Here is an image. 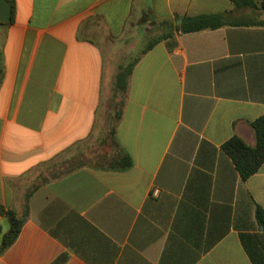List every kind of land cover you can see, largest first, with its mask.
<instances>
[{
	"label": "crops",
	"instance_id": "obj_1",
	"mask_svg": "<svg viewBox=\"0 0 264 264\" xmlns=\"http://www.w3.org/2000/svg\"><path fill=\"white\" fill-rule=\"evenodd\" d=\"M14 1V22L0 23V204L19 215L39 174L101 130L121 67L107 44L146 47L176 16L264 20L229 0ZM120 97L110 136L132 167L83 166L39 187L0 264H264V164L243 181L222 149L233 137L255 146L264 26L175 33ZM9 229L0 213V247Z\"/></svg>",
	"mask_w": 264,
	"mask_h": 264
},
{
	"label": "trees",
	"instance_id": "obj_2",
	"mask_svg": "<svg viewBox=\"0 0 264 264\" xmlns=\"http://www.w3.org/2000/svg\"><path fill=\"white\" fill-rule=\"evenodd\" d=\"M235 6L236 10L241 11H264V0H229ZM12 8V20H15V1L7 0ZM146 21V18H143ZM237 24V26H264V20L249 16L245 21L233 22L232 13H218L206 14L196 17H180L176 16L173 20H164L158 23L160 32L157 37L151 39L148 45L143 49L141 55L136 57L132 62L125 66H121L115 80V94L124 96L128 89L129 79L132 75L135 65L139 62L142 56L152 50L158 43L172 38L175 33H194L203 30H214L227 25ZM1 74V73H0ZM1 80V79H0ZM114 123L111 127V133L114 134L116 124L120 119V108L115 113ZM113 121V120H112ZM251 128L255 135V146L248 145L243 139L233 137L227 141L222 149L224 153L230 157L236 170L239 172L243 181L248 180L250 177L259 172L264 164V115L251 124ZM77 159L74 155L70 159L62 160L48 166L46 169L49 171V176L41 173L36 181L29 188L24 196L23 212L19 215L15 210H6L0 204V213L5 216L9 222L10 229L4 235L2 245L0 247V255L3 254L19 237L21 230L29 218V202L31 196L36 192L39 187L51 181L59 180L80 167L75 163ZM132 167V160L126 153L120 154L115 157L109 166L104 167L109 170L124 171ZM103 168V167H96ZM38 181V182H37ZM256 219L258 223L264 228V209L261 206L256 208Z\"/></svg>",
	"mask_w": 264,
	"mask_h": 264
},
{
	"label": "rangeland",
	"instance_id": "obj_3",
	"mask_svg": "<svg viewBox=\"0 0 264 264\" xmlns=\"http://www.w3.org/2000/svg\"><path fill=\"white\" fill-rule=\"evenodd\" d=\"M249 17L254 18L253 16ZM155 30H152L156 32L151 36L152 39L158 36L160 27L157 26ZM132 38H130L127 43H122V45H120L121 43L115 42H113L114 44H107V52H110L112 64L114 67L117 66V71L119 66H125L138 57L145 47L143 46L141 49L137 48L135 51H133V47H135V45L137 47L138 41H133ZM120 101L121 97L114 94L113 90L112 96L101 108L102 128L100 131L97 129V133L91 136L90 140L83 145L81 152L78 154V157L75 160L77 165L91 167L98 166L104 168L109 166V163L117 156V149L113 145L110 132L115 119L114 115L120 106ZM41 173H43L45 176H49V171H47V169L43 170Z\"/></svg>",
	"mask_w": 264,
	"mask_h": 264
},
{
	"label": "water",
	"instance_id": "obj_4",
	"mask_svg": "<svg viewBox=\"0 0 264 264\" xmlns=\"http://www.w3.org/2000/svg\"><path fill=\"white\" fill-rule=\"evenodd\" d=\"M12 8L7 0H0V23H11Z\"/></svg>",
	"mask_w": 264,
	"mask_h": 264
}]
</instances>
